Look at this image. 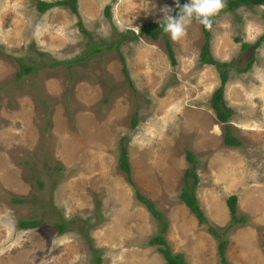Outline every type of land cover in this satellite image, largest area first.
I'll return each mask as SVG.
<instances>
[{
    "label": "rangeland",
    "instance_id": "374dc122",
    "mask_svg": "<svg viewBox=\"0 0 264 264\" xmlns=\"http://www.w3.org/2000/svg\"><path fill=\"white\" fill-rule=\"evenodd\" d=\"M76 4L78 13L40 12L36 0H0V264H164L149 243L160 223L134 188L166 216L164 238L184 264H264V4L222 11L210 31L212 56L229 62L226 123L240 140L232 146L211 105L220 79L200 59L201 25L177 42L139 34L174 0ZM19 59L34 67L18 76ZM122 145L133 184L119 167ZM187 149L208 223L178 196ZM231 193L245 221L227 229L223 263L208 225L231 222Z\"/></svg>",
    "mask_w": 264,
    "mask_h": 264
},
{
    "label": "trees",
    "instance_id": "16d2710c",
    "mask_svg": "<svg viewBox=\"0 0 264 264\" xmlns=\"http://www.w3.org/2000/svg\"><path fill=\"white\" fill-rule=\"evenodd\" d=\"M180 3L184 4L183 2H180ZM240 4H244L247 6L248 5L249 6L261 5V4H264V0H227V6L224 8L223 11L232 10ZM53 5H67L75 13H78L76 0H52V1L36 0L37 9L40 12L46 11L48 8H50ZM172 8L175 9V4H173ZM108 9H109V6H106L105 11L107 14H108ZM78 25L80 26L81 30L85 31L81 25L80 20H78ZM201 27H202L203 34H204V41L201 45L200 52H199L200 59L204 63L214 64L217 68L219 79H220L219 85L214 89V91L211 94V97H210L211 105L216 112L217 118L225 122L224 123L225 132L223 134L224 143L226 145H231V146L238 145L240 143V140L237 138V136H235L232 133L230 127L226 123V121L228 120V117L232 113V110L230 107L224 104V100H223V89H224V85L228 78L229 62L219 61L215 57L212 56L210 49H209V40L211 36L210 35L211 30H206L202 25ZM159 32H162V30L160 29V25L158 21L152 20V21L143 22L139 26V34L150 36L153 39H156L158 37ZM262 37L263 36H260L256 40L255 42L256 45L261 41ZM248 45H249L248 42H243L241 44V47L245 48ZM166 46H167L168 54L171 57V60L174 61L172 47L168 40H166ZM101 47H102L101 43L92 44V48L90 51L100 50ZM19 61H20V68L17 72L18 76L34 67L30 64L23 62L22 59H19ZM250 64H251V61L245 67H238V69L245 70L246 68H248ZM123 71L125 72L126 77L130 79L128 75V71L125 68V66L123 67ZM132 123L133 124L136 123L135 118H133ZM194 157H195L194 153L191 150L187 149L186 159L190 162V165H188L184 171V174H183L184 184L181 186L178 196L189 207L191 212L197 218L198 222L200 224H203V223H208V219L206 217V214L203 208L200 206L198 199L196 197V194H195L194 187L198 180V176L195 171V158ZM119 167L121 168L122 171L125 172L129 183L133 184V179L131 177V167L128 161V152L124 145L121 146V151L119 154ZM190 177L192 178L191 183L189 182ZM134 196L138 201H140L146 206V208L151 213V215L155 219H157L160 223V232L152 236L149 239V243L157 245V250L162 253L163 258L165 260L164 264H184L182 253H179V252L173 253L169 245L167 244L166 239L164 238L163 233L167 229V226H168V221L166 219V216L159 209L156 208L155 203L151 199L145 197L142 193L139 192L137 188H134ZM17 200L22 201L23 198H18ZM237 200H238L237 194L235 193H231L226 197L225 202L228 207L230 219H231V222L227 226L221 227V229H217L213 227L212 225H208V231L213 236L219 238L217 248H218L220 260L223 263L227 262L226 254H225L226 245L228 242L227 238L225 237L227 229L234 224H240L245 221V216L237 212L238 210ZM37 223H38V220L20 219L18 221L19 226L24 227V228L33 227L37 225ZM57 226L59 230H62L65 227V223L64 222L58 223Z\"/></svg>",
    "mask_w": 264,
    "mask_h": 264
},
{
    "label": "clouds",
    "instance_id": "9594fccd",
    "mask_svg": "<svg viewBox=\"0 0 264 264\" xmlns=\"http://www.w3.org/2000/svg\"><path fill=\"white\" fill-rule=\"evenodd\" d=\"M174 2L175 9L168 5L159 9L162 19L158 21L162 32L173 42L187 35V30L194 20L206 30H211L214 18L227 6V0H187L184 4H181L180 0ZM40 34L41 26L37 25L35 35L38 37Z\"/></svg>",
    "mask_w": 264,
    "mask_h": 264
}]
</instances>
